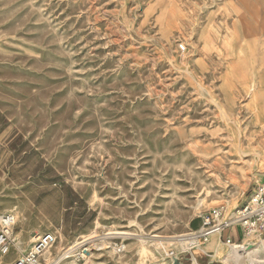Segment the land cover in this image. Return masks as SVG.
<instances>
[{"label":"rangeland","instance_id":"1","mask_svg":"<svg viewBox=\"0 0 264 264\" xmlns=\"http://www.w3.org/2000/svg\"><path fill=\"white\" fill-rule=\"evenodd\" d=\"M263 180L264 0H0L1 264H164Z\"/></svg>","mask_w":264,"mask_h":264},{"label":"built area","instance_id":"2","mask_svg":"<svg viewBox=\"0 0 264 264\" xmlns=\"http://www.w3.org/2000/svg\"><path fill=\"white\" fill-rule=\"evenodd\" d=\"M180 50H184V46L180 45ZM200 225L197 229H192L191 236H194L198 242V247L205 245L208 238L213 234L221 235L222 231L238 226L241 229V237L239 241L246 235H264V180L253 185L246 201L237 209L236 215L231 218L224 219V207L213 206L205 210L200 215ZM16 224V219L12 213H4L0 215V260L10 254L13 248V240L11 233ZM56 237L51 232L38 235L32 242L27 253L11 260L5 264H40L39 257L52 246ZM233 241L230 236L223 240V244L230 246ZM191 249L184 251V254L192 256ZM117 251H121V247H117ZM176 255L170 250L168 258ZM182 260V256L176 255ZM2 262L0 261V264Z\"/></svg>","mask_w":264,"mask_h":264},{"label":"bare ground","instance_id":"3","mask_svg":"<svg viewBox=\"0 0 264 264\" xmlns=\"http://www.w3.org/2000/svg\"><path fill=\"white\" fill-rule=\"evenodd\" d=\"M241 151H242V154H246L248 152V150H244V149H242ZM191 234H192V231H190L187 235L179 237L178 239L176 237V242L174 243L180 244L182 245V247L187 246L185 251L191 249V247H195V248L198 247L199 246L198 242L196 241L194 236H191ZM245 237L248 239L247 241H243V242L240 241L239 243L233 242L232 244H230L229 246L230 250H229L227 257L232 260L231 264H239L240 261H248L249 264H264V240H261V237L259 238L258 235H254V234L246 235ZM32 239H36V236H33ZM55 242L56 240L54 241V243ZM17 244H19V242H17ZM46 253H48L47 250L44 253V255ZM174 253L176 255H179L176 252Z\"/></svg>","mask_w":264,"mask_h":264},{"label":"crops","instance_id":"4","mask_svg":"<svg viewBox=\"0 0 264 264\" xmlns=\"http://www.w3.org/2000/svg\"><path fill=\"white\" fill-rule=\"evenodd\" d=\"M193 222L194 221H192V223L191 224H193ZM200 225V224H199ZM199 225L197 226V227H194L193 229H197L198 227H199ZM235 226H233V227H231L230 229H226V230H224V231H222V233H221V235L219 236L218 234H215V235H212L209 239H208V241L205 243V245H203V247H201L202 249H201V253H204V254H208L209 253V257L211 258L210 260H211V263H213L214 262V259H212V257H216V258H219V254H220V248H221V245H224L223 244V240H224V238H226L227 236H230L231 237V235H230V231H231V229L232 228H234ZM241 237V236H240ZM240 237L238 238V239H236V240H233L232 238V240L233 241H237V242H235V243H239L240 241ZM248 239L246 238V237H244L243 239H242V241L241 242H243V241H247ZM261 240H263L262 238H261ZM177 244V243H176ZM177 245H180V244H177ZM181 247H182V245H180ZM196 248H198V247H196ZM249 249V248H248ZM250 249H252V248H250ZM228 250H230V249H228ZM181 251H185V249H179V250H176V253L177 254H179V252H181ZM244 254H245V252H244ZM260 254H262V253H260ZM227 255H228V251L225 253V255L224 256H222V257H220L219 259H220V261L223 263V264H231L232 263V260L231 259H229L228 257H227ZM13 260V259H12ZM182 261H183V263H185V264H210V261L209 260H207V262H203L202 260H200V255L199 254H196V253H194V254H192V256H189V254H186V256H183L182 257ZM230 261V262H229ZM170 263V259H168V260H166L165 262H164V264H169ZM239 264H249L248 263V261H240V263Z\"/></svg>","mask_w":264,"mask_h":264},{"label":"water","instance_id":"5","mask_svg":"<svg viewBox=\"0 0 264 264\" xmlns=\"http://www.w3.org/2000/svg\"><path fill=\"white\" fill-rule=\"evenodd\" d=\"M169 264H185V263H183V261L178 256L172 255Z\"/></svg>","mask_w":264,"mask_h":264}]
</instances>
